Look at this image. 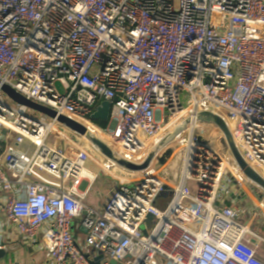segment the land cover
<instances>
[{
  "label": "built area",
  "instance_id": "built-area-1",
  "mask_svg": "<svg viewBox=\"0 0 264 264\" xmlns=\"http://www.w3.org/2000/svg\"><path fill=\"white\" fill-rule=\"evenodd\" d=\"M0 83L136 164L190 118L131 172L0 90V243L11 231L43 249L45 264H264L251 228L264 190L220 130L196 120L222 116L264 179V0H0ZM103 101L105 126L92 120ZM99 173L117 181L104 206L86 201ZM243 197L254 206L248 221Z\"/></svg>",
  "mask_w": 264,
  "mask_h": 264
},
{
  "label": "water",
  "instance_id": "water-1",
  "mask_svg": "<svg viewBox=\"0 0 264 264\" xmlns=\"http://www.w3.org/2000/svg\"><path fill=\"white\" fill-rule=\"evenodd\" d=\"M0 90L13 103H16L20 106H25L33 110L34 112L46 116V118L48 117L51 119H55L58 123H60V125L65 126V128L85 138L87 142L90 143L91 147L95 151L100 153L103 157L110 160L111 162H114L117 166L131 172H139L145 170L151 164L155 155L164 147H166L177 134L187 128L186 126L190 122V118H187L180 125H178L177 128L169 131L158 142V144H156V146H154L150 150L144 162L141 164H136L118 155L108 144H106L97 135L91 133L83 124H80L65 115L58 114L47 106L37 104L31 100L28 101L27 98L17 93L9 85L0 83ZM109 109L110 103L107 101H103L100 107H98L96 112L92 115V120L100 123L107 122ZM196 120L204 123H212L220 130L226 146L228 147V150L237 166H239L240 170L249 180L253 181L264 190V179L254 169H252L244 159L243 155L235 144L232 132L230 131V128L228 127L224 118L215 112L201 111L196 114ZM167 198L168 192L165 190L164 192L160 193L155 204L159 207H163L167 202ZM153 218L154 217L152 214H148L146 217V220L144 222V232L146 234L150 232L152 221L154 220ZM0 246V260H5L8 254L12 252L16 247L14 244H9L3 241L0 243ZM112 264H116V261H112Z\"/></svg>",
  "mask_w": 264,
  "mask_h": 264
},
{
  "label": "rangeland",
  "instance_id": "rangeland-1",
  "mask_svg": "<svg viewBox=\"0 0 264 264\" xmlns=\"http://www.w3.org/2000/svg\"><path fill=\"white\" fill-rule=\"evenodd\" d=\"M57 89L60 92H63L62 86H60V84H56ZM7 102L14 104L12 101L6 99ZM217 110L221 113V114H225V111L222 109L217 108ZM33 115L35 116H40L39 113L37 112H32ZM57 140L56 135L52 134L49 137V141L50 143H52V141ZM92 151V150H91ZM94 152L92 151V156H94ZM169 155V151L168 150H164L161 154V157L159 159H157L156 162H161L164 160L165 157H167ZM90 165L93 166L92 162H90ZM117 181L112 177V176H108L105 175L103 173H99L98 177L96 178V181H94L91 184V190H90V194L93 195L95 197V201H89V198H86V201L90 204L91 202H96L97 204H100L102 206H104L105 201L108 199L109 194L111 193V191L115 188ZM95 204V205H97ZM228 206H230V208H233L232 204H228ZM238 208H241L243 210V219L244 220H249L251 218L252 213H254V206L252 204V202L249 199H246L245 197H243L242 199H240L238 201L237 204ZM163 208V207H160ZM251 228L252 231H254L255 234H257L259 237H261L262 239H264V214H260L259 217H257L252 223H251ZM258 255L260 257V259L264 260V244H262V246L259 249Z\"/></svg>",
  "mask_w": 264,
  "mask_h": 264
},
{
  "label": "crops",
  "instance_id": "crops-1",
  "mask_svg": "<svg viewBox=\"0 0 264 264\" xmlns=\"http://www.w3.org/2000/svg\"><path fill=\"white\" fill-rule=\"evenodd\" d=\"M88 169L93 170L94 165H88ZM87 170V169H86ZM88 171V170H87ZM111 194V193H110ZM109 194V195H110ZM89 201H95V197L90 193L87 194ZM90 204L95 205L96 202ZM98 205V204H97ZM2 235L3 242L14 244L16 247L10 252L5 260H0V264H45L46 263V252L40 248H34L28 246L19 239L17 234L9 232Z\"/></svg>",
  "mask_w": 264,
  "mask_h": 264
},
{
  "label": "trees",
  "instance_id": "trees-1",
  "mask_svg": "<svg viewBox=\"0 0 264 264\" xmlns=\"http://www.w3.org/2000/svg\"><path fill=\"white\" fill-rule=\"evenodd\" d=\"M97 123H99L101 126H105L104 123H100V122H97ZM2 147H3V143H2ZM0 153H1V151H0Z\"/></svg>",
  "mask_w": 264,
  "mask_h": 264
},
{
  "label": "bare ground",
  "instance_id": "bare-ground-1",
  "mask_svg": "<svg viewBox=\"0 0 264 264\" xmlns=\"http://www.w3.org/2000/svg\"><path fill=\"white\" fill-rule=\"evenodd\" d=\"M84 173H85V174H88V171L85 169V170H84Z\"/></svg>",
  "mask_w": 264,
  "mask_h": 264
}]
</instances>
